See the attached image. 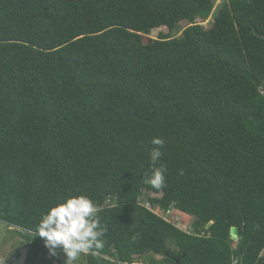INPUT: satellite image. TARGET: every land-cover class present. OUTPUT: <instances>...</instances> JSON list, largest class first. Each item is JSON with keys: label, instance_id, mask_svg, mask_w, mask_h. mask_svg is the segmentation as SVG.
I'll return each mask as SVG.
<instances>
[{"label": "trees", "instance_id": "trees-1", "mask_svg": "<svg viewBox=\"0 0 264 264\" xmlns=\"http://www.w3.org/2000/svg\"><path fill=\"white\" fill-rule=\"evenodd\" d=\"M216 3L0 0V221L23 264H65L36 226L77 194L105 231L85 264H264V0Z\"/></svg>", "mask_w": 264, "mask_h": 264}, {"label": "clouds", "instance_id": "clouds-1", "mask_svg": "<svg viewBox=\"0 0 264 264\" xmlns=\"http://www.w3.org/2000/svg\"><path fill=\"white\" fill-rule=\"evenodd\" d=\"M151 143L156 147L150 151L153 167L146 182L152 188L162 190L166 187L167 168L163 164L156 165L162 158L164 141L153 137ZM180 174H183L182 170ZM98 211L90 196L69 195L50 205L42 214L36 226L37 234L44 239V246L52 256H57L59 250L66 256L65 264H76L81 255L95 254L94 249L104 247L105 231L100 225Z\"/></svg>", "mask_w": 264, "mask_h": 264}, {"label": "rangeland", "instance_id": "rangeland-1", "mask_svg": "<svg viewBox=\"0 0 264 264\" xmlns=\"http://www.w3.org/2000/svg\"><path fill=\"white\" fill-rule=\"evenodd\" d=\"M225 0H217L216 9H218ZM214 17H211L207 22L202 23L198 21V24H201L206 29H210L212 26ZM169 30L167 27H162L158 30L152 32V34L145 38V43L150 39L157 40L160 34H168ZM182 33L176 34V37H180ZM157 195L151 193H145L141 198L140 202L144 205H147L149 198ZM160 197V196H157ZM148 208L153 210L156 214L162 216L167 221L174 223L178 228L186 232H192L191 223L192 219L174 209L165 213L160 211L158 208H153L150 204L147 205ZM20 229L15 227H9L4 222L0 221V264H23L28 253V246L26 239L19 233ZM156 260L160 261L162 258L156 256ZM144 259H139L135 264H144ZM76 264H85V261H82L81 258L76 262Z\"/></svg>", "mask_w": 264, "mask_h": 264}, {"label": "water", "instance_id": "water-1", "mask_svg": "<svg viewBox=\"0 0 264 264\" xmlns=\"http://www.w3.org/2000/svg\"><path fill=\"white\" fill-rule=\"evenodd\" d=\"M231 235H232V237H233V239H235V240H238V238H239V229L238 228H233L232 230H231Z\"/></svg>", "mask_w": 264, "mask_h": 264}]
</instances>
